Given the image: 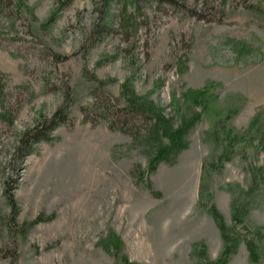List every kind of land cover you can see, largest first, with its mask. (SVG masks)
Instances as JSON below:
<instances>
[{"label": "rangeland", "instance_id": "rangeland-1", "mask_svg": "<svg viewBox=\"0 0 264 264\" xmlns=\"http://www.w3.org/2000/svg\"><path fill=\"white\" fill-rule=\"evenodd\" d=\"M173 1L0 0V264H206L224 249L213 204L242 236L227 264H255L246 236L264 264V0ZM125 83L174 127L199 117L154 170L160 140L133 142L98 107L125 104ZM65 84L69 121L19 155Z\"/></svg>", "mask_w": 264, "mask_h": 264}, {"label": "trees", "instance_id": "trees-1", "mask_svg": "<svg viewBox=\"0 0 264 264\" xmlns=\"http://www.w3.org/2000/svg\"><path fill=\"white\" fill-rule=\"evenodd\" d=\"M168 2H175L173 0H164ZM223 19L220 18L219 22H223ZM107 26V24H104ZM106 29L99 28L96 29L97 40L101 37ZM92 39V38H91ZM57 58H61L60 55H57ZM123 93L125 94V104H118L116 101L113 102L111 96L105 95L99 96V106L101 109L103 107L106 117L113 116L114 119L110 121V128L112 130H119L124 133L130 134L133 137V142L138 141L140 138H144L148 142L159 141V146L156 149L155 154L150 159L151 169H156V167L168 158L171 155H175L180 150H183L188 145L186 139L189 131L195 126L199 117L193 116L190 118H184L182 123L174 127L172 121L163 113V109L159 108L154 101L148 99L146 96H140L132 89L127 83L124 84ZM209 87H206V90H195L188 91V94H194L196 100L204 103L205 99L203 98L204 94L207 95ZM65 93V102L60 106L50 117L43 118L38 121L34 127L27 129L21 136L19 144L17 146L18 154L21 156H27L34 152V144L41 141H50L53 139V132L63 123L69 121V115L71 112V107L74 103V96L72 89L68 84L64 86ZM104 94V92H103ZM97 99V100H98ZM207 101V99H206ZM113 102V103H112ZM96 108V106H94ZM94 108V109H95ZM99 108V109H100ZM84 121H96L92 118L91 108L83 107ZM229 114L226 117L229 118ZM256 118L253 119L255 123ZM226 128L225 124L222 122V129ZM231 132V129L228 131ZM167 137V141H161L162 137ZM230 137L229 144L233 145L234 138ZM263 170V169H262ZM147 186L151 192H154V188L151 181H148ZM253 190V188L251 189ZM154 194H158L156 191ZM12 209L15 207V203L12 200L10 203ZM233 219L237 224L241 219V209H238L237 206L234 207ZM211 214L221 232L224 249L219 257L215 261H208L206 264H227L230 256L237 251V248L240 244V237L234 233L233 229L230 228L225 222L224 216L213 204L210 207ZM10 219L14 221L15 215L12 213ZM46 219V218H45ZM43 215H40L34 221H31V225H35L38 222L45 220ZM236 226V225H235ZM246 242L247 248L250 253V259L255 264H260L258 245L248 238L247 236L243 239ZM18 254L15 250V257L17 258Z\"/></svg>", "mask_w": 264, "mask_h": 264}]
</instances>
